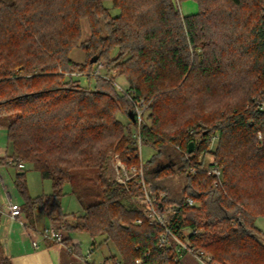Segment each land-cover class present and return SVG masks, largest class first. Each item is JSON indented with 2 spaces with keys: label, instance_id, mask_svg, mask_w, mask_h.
Instances as JSON below:
<instances>
[{
  "label": "trees",
  "instance_id": "trees-1",
  "mask_svg": "<svg viewBox=\"0 0 264 264\" xmlns=\"http://www.w3.org/2000/svg\"><path fill=\"white\" fill-rule=\"evenodd\" d=\"M109 1L119 10L117 16L104 0H0V117L7 127L10 157L32 164L43 180L52 182L50 195L33 198L27 193L26 172H18L14 187L24 199L22 213L29 223L36 209L54 223H63L65 185L70 184L74 193L75 171L92 169L101 199L85 207L78 199L85 213L72 229L89 233L93 244L101 236L111 240L124 264H136L141 257L144 264L165 257L173 263L174 249L158 246L162 229L147 220L136 223L143 219V210H137L131 200L142 197L141 187L123 186L108 176L112 146L100 141L105 132L118 130V122L102 108L106 104L99 95L66 87L65 73L81 67L71 55L82 49L89 56L88 75L106 59L126 79L137 104L150 101L153 124L141 130V140L155 154L144 170L152 191L165 192L156 209L166 214L172 231L183 240L184 230L195 231L188 236L190 246L210 252L213 260L264 264V233L255 225L264 216V143L258 147L259 134L264 139V111L257 109L256 98L252 100L261 95L264 99V0H193L198 11L186 16L176 0ZM83 19L90 28L86 41L81 40ZM96 56L97 62L91 63ZM212 79L224 85L225 94L235 85L244 94H253L244 100L250 105L238 108L236 104L216 117L220 127L181 128L180 138L156 129L164 102H183L185 94L207 92L209 87L202 83ZM100 80L96 76V83ZM106 97L110 105L114 98ZM131 112L133 107L127 115L136 127ZM212 120L201 119L206 124ZM191 130L196 132L191 135ZM215 131L220 132V141L211 166L222 172L217 187L204 171L189 172L202 165L200 156L208 152ZM190 142L195 143L192 153H188ZM117 148L123 163L139 165L133 144ZM166 171L171 176L164 175ZM188 198L201 207L190 206ZM254 200H258L255 207ZM71 236L65 238L68 249L81 254ZM0 264L15 263L1 253ZM104 264L119 263L108 257Z\"/></svg>",
  "mask_w": 264,
  "mask_h": 264
},
{
  "label": "rangeland",
  "instance_id": "rangeland-1",
  "mask_svg": "<svg viewBox=\"0 0 264 264\" xmlns=\"http://www.w3.org/2000/svg\"><path fill=\"white\" fill-rule=\"evenodd\" d=\"M2 1L11 3L13 0H2ZM176 4L183 16L191 15V13L194 14L198 11L197 3L194 2L193 0H185L183 2H181L180 0H176ZM104 5L106 6V8L110 9L111 13L114 16H117L119 14V10L113 8L111 1L104 0ZM89 38H90L89 22L87 19H83L81 40L86 41ZM76 52L77 54L78 52L81 54V57H79V59H78V55L75 54V59L77 60V62L76 61L75 62L77 65H80L81 67L78 66L73 67V72L65 73L64 75L65 82H67L66 87L73 90H77L78 92H82L84 94L93 93L99 95L101 102L106 104L103 107L101 105V107L104 108L106 113L108 114L110 113V116L113 118L111 120H116L118 122L117 129L119 131L116 130L115 132V130H112L105 132L104 138L100 141V145L103 144V145L112 146V149H110L108 153V160H107V167L109 168L108 176L112 181L118 182L117 178L120 177L121 172L117 171V164L118 162H120L121 159L118 158L119 155L118 153H116L117 147L128 146L129 144L131 145L133 144V146L136 148L135 157H137V160H139V164L143 162V167L144 164L146 163L147 165H149V161L153 159V156L155 154V151L151 146L143 145L141 137L139 142V140L135 136L137 130H138V134L140 133L141 135V130L144 127H146V125L152 126L153 124V119L151 117L149 118L148 107L150 101L148 103L145 101L144 103L140 102L139 104H137L134 99V95L132 96L131 93L125 94L124 90L128 91V83L126 79L123 77H119L115 64H109L106 59H102L99 64L93 66L92 67L93 71H91V74L88 75L90 69L88 70L87 66L85 65L89 62V56L82 49H77L75 50V53ZM112 55L115 56L116 52H114ZM96 76H100L102 79L98 83H96ZM92 77H94L95 79ZM242 84L247 85L248 82L247 83L242 82ZM202 85L209 87L207 92L205 89H201L199 91V94H185L186 95L185 97L187 98H184L185 101L183 102L179 101L178 99L164 102L165 109L163 111H159L160 112L158 119L159 122L156 125V129H159L162 132H164L166 136L171 135L172 137H176V138H180L178 137L179 135L177 134H179L178 132L181 130V128L186 129L187 127H189L188 125L190 124L194 126L202 124V126H205L209 129L211 128L214 129L216 128V126L217 127L221 126L219 120H216L215 118L220 117V115L223 112L232 110L233 109L232 107H234L236 104H239L237 105L238 108H242L243 106H247V105L249 106L251 103V102L246 103V101L244 100L247 96L251 97L253 94L250 95L244 94L245 90L241 89L240 86L238 85L237 87L236 85L233 86L230 89L229 94H225L226 91L225 92L222 91L224 85L220 83V81L218 82V80L212 79V81L209 82L208 84L202 83ZM199 87L200 86H198V88ZM107 95H109V97L114 98L110 105H108L107 102L109 99L108 97H106ZM261 97L262 95L254 96L252 100L256 98L257 101H264V99H261ZM152 99L153 98H150V100ZM131 107L134 108L133 113L135 117H136L135 115L136 107H139L145 111L146 125L145 126L143 125L140 129L139 126H137V124L136 127L130 124L127 111L131 109ZM201 119L202 120L213 119V120L206 124L203 123ZM196 121L199 122L195 123ZM0 127H4L5 129H7L6 125L3 124L1 117H0ZM6 137H7V133H6ZM219 141H220V132L215 131V133L211 136V139L209 141L208 152L207 153L203 152L199 159L203 162L202 164L205 167L209 168L211 164L214 163L215 159L214 156L212 155V152L217 147ZM258 141H259L258 147H262L264 143L263 136L261 138L258 136ZM9 150H10L9 153L7 154L8 157L6 156L4 158L3 164L5 166H10L8 170L10 172V175L12 176L11 178L12 182H9V180H7V182L8 184H10L11 188L13 187L12 188L14 189L13 196L17 198L18 202L20 203V206L23 205L24 199L22 198V195H20L14 187V181L16 180L17 174L20 170H24L26 172L27 193L29 196L36 198L41 195H50L52 193V182L50 180H43L39 172L35 170L34 166L25 161L19 162L25 166L24 169H19L17 165L19 163L15 162L10 157L12 154L11 148ZM10 162H13L14 165H11ZM127 173H129L128 170ZM164 175L171 176V171H166ZM205 176L210 179L213 187H217L221 185V184L216 185L214 179L211 176H209L207 173ZM261 184H263V188H264V180H262ZM129 185L130 184L123 186L129 187ZM72 186H73V190L75 191L74 192L75 194L71 192L72 190L71 185L66 184L61 199L62 209L64 213L67 215L65 221L63 223L62 222L54 223L53 221L51 222L59 227V229L64 235V238H68L69 233H71L72 240L70 242L75 245H79L82 254L87 256V254L90 252V263L98 264L100 262H103L105 258L115 257L116 262H119V264H124L122 256H120L119 252L115 247V244L111 240L107 239L104 236H101L98 237L95 240V244H93V239L91 238L89 233L85 231H77L72 229V226L76 224L78 217L84 215L85 213L84 209L79 204L78 199L82 201L84 207L91 203L99 202L101 199L98 188L97 175L92 171V169L77 170L75 171L74 174V184ZM131 186L136 187L135 185H131ZM141 198H142L141 196H134L132 197L131 200L134 204H137L136 207L137 210L139 211L143 210L144 208V205L141 202ZM257 202L258 200H254V207L258 204ZM194 207L200 208L201 204L196 201ZM23 216L26 219V221L29 223L26 216L24 214ZM232 225L235 226L236 223L233 222ZM255 225L258 228V230L264 233V216L257 218ZM49 226L50 225H47L45 227H49ZM200 232H204V231L200 230ZM184 233L187 236L189 235L190 230L186 229ZM49 243L51 244L50 247L54 248L55 251L57 252L58 264H80V262H82L80 260L81 254H76L75 250L73 252H70L67 244L59 245L51 242ZM205 253L212 257L210 252L206 251ZM214 261H216L218 264H226L219 262L217 260ZM182 264H197V261L192 254L187 253L182 258Z\"/></svg>",
  "mask_w": 264,
  "mask_h": 264
},
{
  "label": "built area",
  "instance_id": "built-area-1",
  "mask_svg": "<svg viewBox=\"0 0 264 264\" xmlns=\"http://www.w3.org/2000/svg\"><path fill=\"white\" fill-rule=\"evenodd\" d=\"M124 93L130 94L132 92L124 90ZM131 95H134V94H131ZM255 105L257 109H259L260 111H264V101H256ZM135 110H136L135 112L136 123L135 124H137V126H139V129H140L143 125L144 126L146 125L145 111L139 107H136ZM195 132H196L195 130H191L190 134L192 135ZM135 136L140 142L141 135L140 133L138 134V130ZM259 137L261 138L262 135L259 134ZM176 149L177 151L181 153L183 152L180 146H177ZM199 162H202V161L199 160ZM10 164L14 165L13 162H10ZM17 165L19 169L25 168V166L22 163H19ZM197 169H200L201 171H204L209 176H211L214 179V182L216 185L222 183V172L219 168L212 167V166L208 168L202 164L199 168L191 167L189 169V172L192 174H195ZM127 170L129 173H127ZM117 171L121 172L120 177L117 178V181L120 184H123V185L130 184V185H135L137 187H141V190H142L141 202L144 205L143 219H138L136 223L142 224L143 220H147L150 225L161 228L162 234L160 235L158 246L165 251H169L172 248L174 249L175 256L173 258V263L168 259V257H165L163 261L154 262L152 264H174V263L177 264L179 262H182V258L187 253L192 254L195 257L197 264H218L216 261L213 260L211 256H209L205 252L198 251L192 246H190L188 236H190L193 233H196L195 231L193 232L192 230H190V233L189 235H187V238L185 240L181 239L178 234L172 231V229L170 228V225L167 222L166 214H162L156 209V202L158 200L165 198L166 195L164 192H159L158 194H156L152 191L151 184L148 183L146 180V174H145V170L143 167V162H141V164L139 165H132L128 167L120 160V162H118L117 164ZM186 201L190 206H195L196 204V201L192 198H188ZM8 215L13 222L19 223L22 227L28 226V222L22 218L23 213H22L20 205L10 202L8 204ZM30 232L33 236L38 235L41 238V240L45 242H51V243H55L59 245H66V241H65L63 233L61 232L59 227L54 224L50 225L49 227L43 228L41 230L31 229ZM32 245L34 248H38V241L33 240ZM69 251L73 252L72 249H69ZM147 255H149V253H147ZM80 260L82 261V263H90V252L87 254V256L81 253ZM135 263L144 264V258L141 257V258L136 259ZM98 264H104V261Z\"/></svg>",
  "mask_w": 264,
  "mask_h": 264
},
{
  "label": "crops",
  "instance_id": "crops-1",
  "mask_svg": "<svg viewBox=\"0 0 264 264\" xmlns=\"http://www.w3.org/2000/svg\"><path fill=\"white\" fill-rule=\"evenodd\" d=\"M75 54L77 52L74 51L71 57L77 62ZM77 55L79 59L81 54L78 52ZM9 149L6 129L0 127V252L4 256L11 257L15 264H58L57 252L50 247L51 244L41 240L38 235L33 236L30 232L31 229L41 230L46 228L45 226L53 224L41 210L34 211V220L32 223H28L27 227L13 222L8 215L10 202L20 205L17 198L13 196V187L11 188L7 182V180L12 182V176L8 170L10 166L3 164ZM23 219L26 220L24 216ZM33 240L38 241V248L33 247Z\"/></svg>",
  "mask_w": 264,
  "mask_h": 264
},
{
  "label": "water",
  "instance_id": "water-1",
  "mask_svg": "<svg viewBox=\"0 0 264 264\" xmlns=\"http://www.w3.org/2000/svg\"><path fill=\"white\" fill-rule=\"evenodd\" d=\"M97 60H98V57L96 56V57H94V58L91 60V63H95V62H97ZM130 118H131L132 121L135 123L136 119H135V116H134V113H133V112L130 113ZM193 150H194V142H190V143H189L188 152H189V153H192Z\"/></svg>",
  "mask_w": 264,
  "mask_h": 264
}]
</instances>
